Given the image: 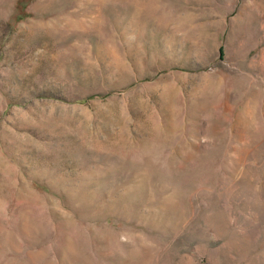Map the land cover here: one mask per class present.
<instances>
[{
    "label": "rangeland",
    "instance_id": "1",
    "mask_svg": "<svg viewBox=\"0 0 264 264\" xmlns=\"http://www.w3.org/2000/svg\"><path fill=\"white\" fill-rule=\"evenodd\" d=\"M0 264H264V0H0Z\"/></svg>",
    "mask_w": 264,
    "mask_h": 264
}]
</instances>
